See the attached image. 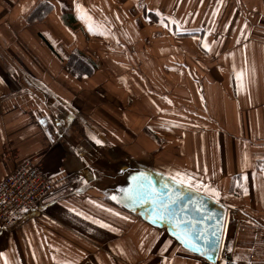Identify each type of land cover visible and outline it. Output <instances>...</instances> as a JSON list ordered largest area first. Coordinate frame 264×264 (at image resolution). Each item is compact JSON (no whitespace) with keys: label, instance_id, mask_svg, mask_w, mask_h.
<instances>
[{"label":"crops","instance_id":"obj_1","mask_svg":"<svg viewBox=\"0 0 264 264\" xmlns=\"http://www.w3.org/2000/svg\"><path fill=\"white\" fill-rule=\"evenodd\" d=\"M26 161L51 188L0 264H264V0H0V180ZM177 171L217 261L129 199Z\"/></svg>","mask_w":264,"mask_h":264},{"label":"water","instance_id":"obj_2","mask_svg":"<svg viewBox=\"0 0 264 264\" xmlns=\"http://www.w3.org/2000/svg\"><path fill=\"white\" fill-rule=\"evenodd\" d=\"M169 189L181 195L176 198L175 205L169 208L171 219L163 220L172 225L173 229L177 219L182 221V226L190 231L201 248L198 252L208 256L212 262L216 261L225 219L224 209L193 189L172 183L160 186L156 193L160 200L167 202L168 196L172 194Z\"/></svg>","mask_w":264,"mask_h":264},{"label":"built area","instance_id":"obj_3","mask_svg":"<svg viewBox=\"0 0 264 264\" xmlns=\"http://www.w3.org/2000/svg\"><path fill=\"white\" fill-rule=\"evenodd\" d=\"M51 188L47 175L26 161L0 180V224L11 226L25 210L37 209Z\"/></svg>","mask_w":264,"mask_h":264},{"label":"snow or ice","instance_id":"obj_4","mask_svg":"<svg viewBox=\"0 0 264 264\" xmlns=\"http://www.w3.org/2000/svg\"><path fill=\"white\" fill-rule=\"evenodd\" d=\"M81 7L82 6L77 5L78 9ZM172 22L176 23V21H172ZM89 31H92L90 26H89ZM101 34H103V33H101ZM203 46L206 49L209 48V45L207 43H205ZM237 78L242 80L241 74H238ZM241 86H242V84H241ZM99 142L100 141H97V143H99ZM170 179L177 185H183V186H187L189 188H195L198 191L201 189H204L206 191H210L213 194V196H219V193L217 192L216 189H210V188H208V186L200 183L199 181L194 182V178L190 174L177 171L174 174H170ZM245 191H246V189H245ZM169 192L172 194H170L168 196L167 202L160 200L156 194L155 187L149 181V184L147 186H145L143 183H140L138 185L137 192L134 193L133 195H131L129 197V199L134 200V201L135 200L150 199L153 206H154L153 207V213H154L153 219H156V218L161 219V220L166 219V218L171 219V213L169 212V208H170V206L175 205L176 198H178L181 195V193L172 192L171 189H169ZM112 198L116 199L115 196H113ZM117 215H119V213H117ZM97 223H100V222L97 221ZM182 224H183V222L178 220V219L174 223V228L176 229L177 238L182 243L189 245L191 248H194L197 251H201V248L199 247V245L194 240L190 231L187 228L183 227ZM103 226L108 227L107 225H103ZM0 255H3V254L0 253Z\"/></svg>","mask_w":264,"mask_h":264},{"label":"trees","instance_id":"obj_5","mask_svg":"<svg viewBox=\"0 0 264 264\" xmlns=\"http://www.w3.org/2000/svg\"><path fill=\"white\" fill-rule=\"evenodd\" d=\"M43 5H45V3L39 5V9L38 10H40ZM75 59H78V57L76 56V54L71 55V61L72 60L74 61ZM71 69L74 70V66L73 65H71Z\"/></svg>","mask_w":264,"mask_h":264}]
</instances>
